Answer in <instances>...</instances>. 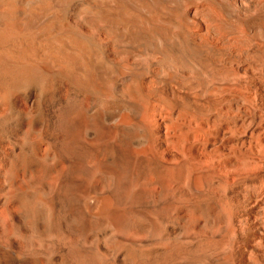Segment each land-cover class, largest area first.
<instances>
[{
	"label": "bare ground",
	"instance_id": "bare-ground-1",
	"mask_svg": "<svg viewBox=\"0 0 264 264\" xmlns=\"http://www.w3.org/2000/svg\"><path fill=\"white\" fill-rule=\"evenodd\" d=\"M4 5L0 264H264V0Z\"/></svg>",
	"mask_w": 264,
	"mask_h": 264
},
{
	"label": "rangeland",
	"instance_id": "rangeland-1",
	"mask_svg": "<svg viewBox=\"0 0 264 264\" xmlns=\"http://www.w3.org/2000/svg\"><path fill=\"white\" fill-rule=\"evenodd\" d=\"M12 1H13V0H10V1H7V0H4V1H3V0H0V2H2L3 4L6 3V6L4 5V6H5L4 8L7 9L6 11H8V12H7L8 15H11V11H12L11 8H12V6L14 5V3H15L16 0H14L13 3H12ZM7 2H10V3H9V5H11L10 7H9V5H7V4H8ZM8 7H9V9H8ZM10 40H11V39H9L8 41H4L5 43H4V42H1V43H2V46L5 45V46L8 47V48H10V47L12 48V47H13V49H14V46H15V44H13L14 41L11 40V42H10ZM7 42H9V43H7ZM3 43H4V45H3ZM0 45H1V44H0ZM11 48H10V49H11Z\"/></svg>",
	"mask_w": 264,
	"mask_h": 264
}]
</instances>
